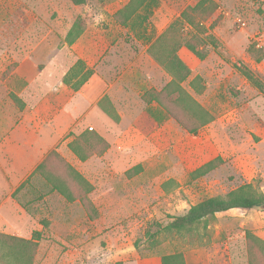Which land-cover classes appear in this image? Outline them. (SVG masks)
Returning a JSON list of instances; mask_svg holds the SVG:
<instances>
[{"label":"rangeland","instance_id":"obj_1","mask_svg":"<svg viewBox=\"0 0 264 264\" xmlns=\"http://www.w3.org/2000/svg\"><path fill=\"white\" fill-rule=\"evenodd\" d=\"M199 1L88 0L74 6L69 0H0V37L4 40L0 48L8 54L14 45L20 47L14 41L30 29L36 54L55 57L63 51L68 61L77 39L86 33L79 50L88 54L90 37H96L97 55L101 51L118 54L122 66L145 68L143 76L138 72L132 76L138 82L129 86L126 98L142 121L146 116L159 121L168 116L147 93L161 91L172 75L148 49L180 19L181 12ZM203 6L209 14L202 13L194 26L176 24L160 55L172 57L170 50L175 49L190 71L182 88L213 121L194 136L168 121L164 124L168 132L158 136L152 129L155 125L144 120L138 126L147 139L138 148L111 139L105 158L113 159L114 170L127 173L98 171L97 175L111 180L114 192H122L121 201L111 193L110 209L104 212L105 205H98L105 215L96 219V232L87 247H53L55 237H42L33 264H122L136 257L174 253L186 255L191 262L211 259L210 264H220L218 247H237L234 254L245 260L246 247H252L254 263L264 264V246L251 245L244 234L264 243V211L260 209L219 214L188 233L164 230L171 217L183 215L190 206L205 198L224 197L242 185L264 196V1L207 0ZM76 33L79 36L69 43ZM140 53L154 64H148ZM11 61L5 56L2 65L7 67ZM84 78L80 76L75 86ZM190 81L194 83L189 85ZM130 108L125 110L128 116ZM208 163L210 167L201 168ZM199 168L202 171L197 174ZM0 264H14L4 246H0Z\"/></svg>","mask_w":264,"mask_h":264},{"label":"crops","instance_id":"obj_2","mask_svg":"<svg viewBox=\"0 0 264 264\" xmlns=\"http://www.w3.org/2000/svg\"><path fill=\"white\" fill-rule=\"evenodd\" d=\"M22 33L14 41L20 47L14 45L8 54L0 48V234L26 240L40 237L36 240L38 247L42 237H55L53 247H87L89 237L96 232V219L110 209L111 193L122 199V192H114L110 179H99L97 175L98 171H127L114 170L113 159L105 158L111 139L138 148L147 139L140 123L151 121L155 125L153 132L159 136L168 132L164 124L174 121L146 116L143 122L140 115H135L126 94L129 86L138 82L132 76L137 72L143 76L145 68L122 66L118 54L111 56L101 51L97 55L96 37H90L92 50L87 54L79 50L86 36L83 34L70 47L67 61L63 51H57L55 57L36 54L30 29ZM5 56L12 60L7 67L2 65ZM139 56L154 64L148 55ZM80 76L85 78L75 86ZM129 108L130 116L125 112ZM92 132L107 147L81 160L79 156L95 146L90 148L87 139L78 138ZM53 152L82 179L74 178L72 170L54 158L35 173ZM53 186L60 187L62 193ZM101 203L105 205L104 212L98 208ZM47 241L50 243V239ZM235 248L215 249L222 252L220 264H246L243 256H231ZM162 256L136 257L122 264H162ZM185 259L186 264L212 262L196 258L191 262L186 255Z\"/></svg>","mask_w":264,"mask_h":264},{"label":"trees","instance_id":"obj_3","mask_svg":"<svg viewBox=\"0 0 264 264\" xmlns=\"http://www.w3.org/2000/svg\"><path fill=\"white\" fill-rule=\"evenodd\" d=\"M69 1L74 6H82L85 5L88 0ZM205 1L207 0H200L195 6L187 7L183 12H181L180 19L173 22L169 29L160 35L148 49V53L151 57L172 75V80L161 91H149L147 96H149L150 100L154 101L164 110L168 118H171L188 135L193 136L196 135L201 128L212 122L213 116L203 109L202 106L198 105L196 101L191 99L182 88V83L190 75V71L177 58L175 49L170 50L172 57L169 58L161 57L160 52L161 50L166 51L163 47L164 40L166 36L172 33L176 24L184 22L189 26H194L196 25V22L202 20L197 19L200 18L202 13L209 14L203 6ZM120 13L121 11H119L115 17L117 18ZM126 13L129 15V11ZM72 34L73 31L69 32L67 38H70ZM78 36L79 33H76L70 41L68 40L69 43H72ZM183 47L199 55V53L194 51L193 47L190 45L185 44ZM193 83L194 81H190L189 85H192ZM78 139H87V143L90 148L95 146L90 151H85V154L83 153L80 155L79 157L81 160L93 155V152L102 153L107 147L104 141L93 132L90 134H82ZM52 158L62 162L66 168L71 169L69 165H67L56 153L53 152L47 156L43 163L37 168L35 173H40L44 165ZM211 164L212 163H208L201 168L206 169L210 167ZM201 168L197 169L195 172L197 174L200 173L202 171ZM71 170L74 174V178L82 179L77 172L73 171V169ZM53 189L62 193V189L58 186H53ZM263 205L264 196L256 193L250 185H242L236 190L229 192L224 197L205 198L190 206L183 215L171 217L170 222L164 227V230L188 233L196 230L199 226L206 224L208 220L219 214L233 210L246 211L251 209H260L264 211V207L262 208ZM244 234L245 240L249 241L251 245L252 242H254L261 244L260 246H264V243L257 237L246 231ZM0 246H4V248L8 249L10 256L13 258L14 264H33L34 256L36 255L37 250V241L35 239L26 240L15 236L0 234ZM252 251V247H246V264H255V257L253 256L254 253ZM232 255L234 256V251L231 253V256ZM161 261L162 264H186L182 253L163 255L161 257Z\"/></svg>","mask_w":264,"mask_h":264},{"label":"water","instance_id":"obj_4","mask_svg":"<svg viewBox=\"0 0 264 264\" xmlns=\"http://www.w3.org/2000/svg\"><path fill=\"white\" fill-rule=\"evenodd\" d=\"M262 207H264V205Z\"/></svg>","mask_w":264,"mask_h":264},{"label":"built area","instance_id":"obj_5","mask_svg":"<svg viewBox=\"0 0 264 264\" xmlns=\"http://www.w3.org/2000/svg\"><path fill=\"white\" fill-rule=\"evenodd\" d=\"M264 1V0H263Z\"/></svg>","mask_w":264,"mask_h":264}]
</instances>
